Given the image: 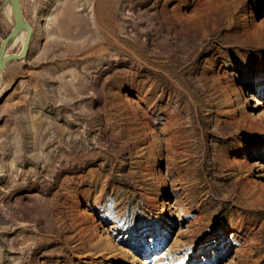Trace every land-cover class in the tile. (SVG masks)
<instances>
[{"label":"rangeland","instance_id":"rangeland-1","mask_svg":"<svg viewBox=\"0 0 264 264\" xmlns=\"http://www.w3.org/2000/svg\"><path fill=\"white\" fill-rule=\"evenodd\" d=\"M20 2L0 264H264V0Z\"/></svg>","mask_w":264,"mask_h":264},{"label":"water","instance_id":"water-1","mask_svg":"<svg viewBox=\"0 0 264 264\" xmlns=\"http://www.w3.org/2000/svg\"><path fill=\"white\" fill-rule=\"evenodd\" d=\"M7 5H10L11 7L15 25L12 32L4 40L0 39V86L3 81L2 75L8 64L14 61H22L27 57L33 34V27L24 17L20 0H5L4 4L0 7V12ZM24 32L26 33V39L21 53L18 55L7 54L8 47Z\"/></svg>","mask_w":264,"mask_h":264},{"label":"bare ground","instance_id":"bare-ground-1","mask_svg":"<svg viewBox=\"0 0 264 264\" xmlns=\"http://www.w3.org/2000/svg\"><path fill=\"white\" fill-rule=\"evenodd\" d=\"M25 39H26V33L24 32V33H22L20 36H18L17 39H16L14 42L16 43V42H19L20 40H22V41L24 42ZM12 44H13V43H12ZM12 44H11V45H12ZM11 45H10V46H11ZM10 46H9L8 49H7V54H8V50H9ZM106 232H107V231L104 230V231H103V234H105Z\"/></svg>","mask_w":264,"mask_h":264},{"label":"snow or ice","instance_id":"snow-or-ice-1","mask_svg":"<svg viewBox=\"0 0 264 264\" xmlns=\"http://www.w3.org/2000/svg\"><path fill=\"white\" fill-rule=\"evenodd\" d=\"M261 99L264 100V96H262ZM160 224L161 226H165V222L163 221V219H161Z\"/></svg>","mask_w":264,"mask_h":264}]
</instances>
